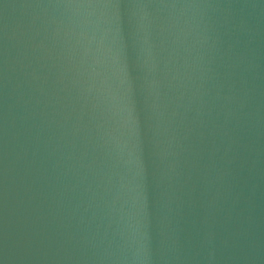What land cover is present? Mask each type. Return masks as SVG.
Returning <instances> with one entry per match:
<instances>
[{
  "label": "water",
  "instance_id": "95a60500",
  "mask_svg": "<svg viewBox=\"0 0 264 264\" xmlns=\"http://www.w3.org/2000/svg\"><path fill=\"white\" fill-rule=\"evenodd\" d=\"M0 264H264V0H0Z\"/></svg>",
  "mask_w": 264,
  "mask_h": 264
}]
</instances>
